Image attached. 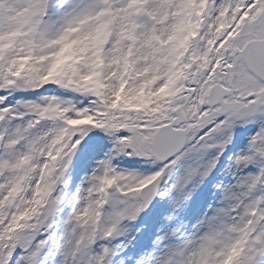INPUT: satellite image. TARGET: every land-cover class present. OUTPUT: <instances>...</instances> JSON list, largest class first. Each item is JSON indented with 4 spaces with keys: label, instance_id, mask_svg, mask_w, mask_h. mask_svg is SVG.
Masks as SVG:
<instances>
[{
    "label": "snow or ice",
    "instance_id": "snow-or-ice-1",
    "mask_svg": "<svg viewBox=\"0 0 264 264\" xmlns=\"http://www.w3.org/2000/svg\"><path fill=\"white\" fill-rule=\"evenodd\" d=\"M0 264H264V0H0Z\"/></svg>",
    "mask_w": 264,
    "mask_h": 264
},
{
    "label": "rangeland",
    "instance_id": "rangeland-1",
    "mask_svg": "<svg viewBox=\"0 0 264 264\" xmlns=\"http://www.w3.org/2000/svg\"><path fill=\"white\" fill-rule=\"evenodd\" d=\"M126 164H128V162H125Z\"/></svg>",
    "mask_w": 264,
    "mask_h": 264
}]
</instances>
